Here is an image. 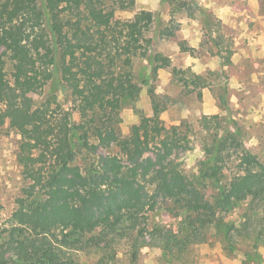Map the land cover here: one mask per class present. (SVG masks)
Returning a JSON list of instances; mask_svg holds the SVG:
<instances>
[{"label":"trees","instance_id":"16d2710c","mask_svg":"<svg viewBox=\"0 0 264 264\" xmlns=\"http://www.w3.org/2000/svg\"><path fill=\"white\" fill-rule=\"evenodd\" d=\"M135 5L0 0V124L8 121L21 137L17 162L27 180L10 224L0 230V264H77L80 253L95 252L115 264L123 244L132 264L145 248L160 249L165 263L175 264L210 237L228 252L245 242V258L263 263L264 162L244 145L238 125L231 131L218 114L201 118L209 137L206 157L193 174L171 159L189 140L178 131L189 127L166 128L156 95L153 115L139 113L128 134L122 133V105L141 95L136 59L148 61L152 78L170 68L189 93L210 86L152 52L154 13L117 17ZM157 34L175 36L168 27ZM181 50L188 51L184 43ZM224 59L230 64L231 56ZM54 84L71 97V109L62 107L54 91L46 94ZM114 149L115 155H99ZM236 157L238 164L229 168ZM160 198L177 225L150 223L147 212Z\"/></svg>","mask_w":264,"mask_h":264},{"label":"rangeland","instance_id":"374dc122","mask_svg":"<svg viewBox=\"0 0 264 264\" xmlns=\"http://www.w3.org/2000/svg\"><path fill=\"white\" fill-rule=\"evenodd\" d=\"M135 1L133 10L120 12L117 17L132 19L141 10L154 13L156 21L151 36L156 38L152 52L169 57L178 69L206 78L210 86L189 93L173 77L170 68L160 69L152 78L148 61L136 59L134 72L141 95L136 103H123L122 133L128 134L130 127L139 121V113L153 115L151 94H154L165 108L161 123L166 128L181 124L189 127L188 131L185 128L178 131L181 137L187 136L189 140L171 156L186 173H197L206 157L204 145L209 136L200 125L201 118L216 114L223 118V125L229 126L231 131H236L238 125L244 145L264 162V0ZM166 27L175 32L173 38H159L157 32ZM183 43L188 51L181 50ZM227 56H231L228 65L224 64ZM147 79L148 84L145 83ZM50 91L57 94V101L64 109H71L72 99L62 88L54 84L46 94ZM80 120L79 113H74V122ZM20 140V135L8 121L0 124V230L10 224L16 201L27 186L23 169L17 162ZM109 154L115 155L117 150H101L99 153L101 156ZM147 157L155 158V153ZM238 162L236 157L228 167L234 168ZM147 213L152 225L178 223L170 213L169 203L161 198L155 210ZM237 216L234 214L231 219L235 220ZM249 249L248 244L242 242L234 252H228L216 238L210 237L208 243L193 246L175 264H243L245 260L248 264H257L255 260L245 258ZM260 252L264 264V248H260ZM77 264L108 263L101 258V253L95 252L80 253ZM115 264H132L127 244L119 247ZM138 264L166 263L160 249L145 248Z\"/></svg>","mask_w":264,"mask_h":264}]
</instances>
